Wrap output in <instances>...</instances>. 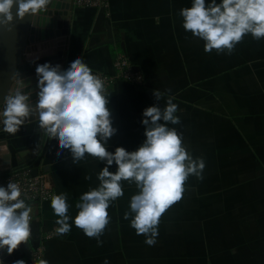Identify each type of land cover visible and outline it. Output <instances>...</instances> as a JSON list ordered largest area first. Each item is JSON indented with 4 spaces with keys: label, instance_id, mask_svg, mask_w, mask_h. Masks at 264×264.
Wrapping results in <instances>:
<instances>
[{
    "label": "crops",
    "instance_id": "0c3cea01",
    "mask_svg": "<svg viewBox=\"0 0 264 264\" xmlns=\"http://www.w3.org/2000/svg\"><path fill=\"white\" fill-rule=\"evenodd\" d=\"M191 4L192 0H107L105 7L97 8L76 6L71 0L65 46L54 55L62 53V63L58 64L61 70H66L79 56L93 74L113 75L114 59L124 54L136 71L145 72L169 64L167 58L157 66L154 56L144 55L158 52L160 44V52L177 53L176 68L185 64L186 52H197L196 67L206 62L215 70L226 67L229 71L224 76L213 74L210 78L208 93L194 94L190 100L193 103L180 98L179 93L167 92L165 86H155L158 83L153 77L151 81L145 77L153 86L148 87L142 99L126 93L129 83L115 79L109 88L112 91L108 108L116 131L106 142V148L113 153L117 147L130 152L137 150L146 139L144 109L153 105L163 108L168 96H173L180 123L169 127L177 129L187 151L194 158H203L205 167L202 179L190 176L183 198L163 213L168 220L159 222L157 238H165L166 249L151 252V257L162 259L166 255L177 261L201 258L200 252L195 255L201 240L206 243L207 238H214L220 247L245 246L243 250L248 257L253 253L258 264H264V38L256 40L251 34L245 35L231 54L225 51L223 58L210 55L207 58L210 61L203 59L200 54L205 50L201 42L187 35L179 14ZM106 25L111 27L113 42L95 46L106 39ZM50 49L42 51L54 52V47ZM164 76L172 79V84L183 85V77L179 78L176 72ZM220 83H224L223 89L218 88ZM154 90L163 94L160 101L153 95ZM2 133L11 164L39 165L55 194H68V215L74 218L79 197L99 185L97 175L106 161L86 154L85 159L75 163L70 150L59 149L58 140L50 139L38 120L24 123L15 134ZM43 167L47 170L43 171ZM108 167L115 172L118 166L113 162ZM87 176L91 179H86ZM121 183L124 195L111 202L107 210L110 221L99 238L102 245L77 228L72 219L71 230L58 234L55 223L58 217L51 200L36 202L32 203L35 205L30 221L32 235L11 253L13 259L8 264L20 259L26 264H39L41 259L48 264H103L105 258L109 264H122V246L133 245L145 237L137 235L130 226L131 215L124 219L125 212L130 211L131 196L138 189L135 183ZM145 249L148 258L150 251ZM180 249L186 254L180 253Z\"/></svg>",
    "mask_w": 264,
    "mask_h": 264
},
{
    "label": "clouds",
    "instance_id": "9594fccd",
    "mask_svg": "<svg viewBox=\"0 0 264 264\" xmlns=\"http://www.w3.org/2000/svg\"><path fill=\"white\" fill-rule=\"evenodd\" d=\"M50 4L51 0H0V25L11 24L14 5L16 18L23 19L27 14L47 12ZM179 14L184 29L202 39L208 53L215 50L231 54L248 34L256 40L264 38V0H192L191 7L182 8ZM36 74L39 91L35 106L30 103L31 91H24L28 85L18 73L13 74L0 108L2 130L15 134L27 119L35 117L45 134L58 140L59 149L70 150L75 163L85 159L86 154L106 161L97 175L99 185L79 197L74 218L68 215L67 193L51 197V207L58 217L57 233L69 232L72 219L77 228L102 245L99 238L110 221L107 210L111 202L124 195L121 182L128 181L135 183L138 191L131 196L130 211L125 212L124 219L131 215L130 226L145 237L147 245L154 246L161 216L183 198L190 176L202 179L205 167L203 158H194L187 151L177 129L169 127L180 123L174 97L169 95L163 108L153 105L144 109L146 139L137 150L117 147L113 153L106 148L116 131L108 108L111 94L88 64L79 56L66 70L46 62L37 65ZM153 95L160 101L163 94L154 90ZM113 162L118 166L115 172L108 167ZM21 195L18 183L9 181L6 187L0 186V249L6 248L9 254L32 235L33 206ZM14 264L26 262L20 259ZM39 264L48 261L41 259ZM103 264H109L107 258Z\"/></svg>",
    "mask_w": 264,
    "mask_h": 264
},
{
    "label": "water",
    "instance_id": "95a60500",
    "mask_svg": "<svg viewBox=\"0 0 264 264\" xmlns=\"http://www.w3.org/2000/svg\"><path fill=\"white\" fill-rule=\"evenodd\" d=\"M71 0H51L47 12L40 15L27 14L23 19L16 18L17 7L13 6L14 19L9 26L0 25V108L3 107V98L12 84L14 73H18L28 85L25 92L31 91L30 103L32 106L38 101L37 65L50 63L55 66L62 63V50L65 46L66 34L71 16ZM63 17H66L67 19ZM106 39L95 46L113 42L111 27L106 25ZM54 47V52L42 51ZM58 54L55 56L54 54ZM53 55V56H51ZM51 56V57H50ZM134 70H137L133 66ZM38 120L30 117L25 121ZM0 124V131H3ZM6 140H0V173L11 170V155ZM39 165L32 166V175L39 171ZM43 171L47 167L42 168ZM13 256L7 249H0V264H8Z\"/></svg>",
    "mask_w": 264,
    "mask_h": 264
},
{
    "label": "rangeland",
    "instance_id": "374dc122",
    "mask_svg": "<svg viewBox=\"0 0 264 264\" xmlns=\"http://www.w3.org/2000/svg\"><path fill=\"white\" fill-rule=\"evenodd\" d=\"M208 3V2H206ZM187 35H190L191 38H196L197 41L201 42V45L204 48V44L205 42L198 38L195 37L191 32L186 31ZM160 45V44H159ZM158 45V46H159ZM158 52L152 54V53H145L144 55L149 58L151 56L155 57V62L158 64L157 66H160L161 64L165 63V59H169V64H165L162 67H153L152 69L149 70H145V72H138V74L141 76V80L140 82H132L129 80H124L121 77H117L115 79H120V80H124L127 83H129V88L127 89L126 93L127 94H134L136 95L138 98L142 99V96L144 94H147V90L149 86H153L151 85V83L147 82L145 77H147V79L149 78V80H153L156 81L158 84H154L155 86L157 85H161V86H165L167 90V92H170L171 94H178L181 96L180 98H185L187 102H194V101H190L193 99L194 94H199V93H208L209 89H210V78L213 76V74H217V75H223L225 74V72L229 71L226 70V67H218V70H215L214 67H209V63H203V65H201L200 67H196L195 64H197L196 59L198 58V54L197 52L195 53H190V52H186L184 55V59H185V64H181L179 66V68H176V64H178V61L176 59L177 53H164V52H160L162 47H158ZM237 48V45L235 46V49ZM234 49V50H235ZM237 53V52H235ZM151 54V55H150ZM124 57H126V55L122 54ZM171 55H174L175 57L172 58ZM213 56L216 55L217 59L223 58L226 54L225 52L222 53H217V52H202L200 54V57L203 59H207L209 56ZM237 55V54H235ZM128 56V55H127ZM128 62L131 63V59L128 57H126ZM164 59V60H163ZM115 60V59H114ZM210 61V59H207ZM170 65V66H169ZM178 66V65H177ZM178 71V72H177ZM167 72H170V75H172L174 72H176V74L178 75L179 78L183 77V85L180 84H172V79H168L166 76L165 79V74ZM99 72H96L94 74H97ZM101 74H106V73H101ZM114 75V74H113ZM153 77V79H151ZM114 79V80H115ZM113 80V81H114ZM180 80V79H179ZM112 81V82H113ZM106 84L105 88L107 89V92H111L109 90L111 83ZM180 82H182L180 80ZM219 89H223L224 88V83H220L217 84ZM170 90V91H169ZM186 94V95H185ZM183 96V97H182ZM3 131H0V140H2V133ZM41 157V161H42ZM19 163V162H17ZM34 203V202H33ZM30 205L33 206L34 208V204L32 203H28ZM161 220H168V218L163 217V215L160 218ZM224 221V220H222ZM187 232V231H186ZM142 238V237H141ZM156 243L154 246H149L145 243V240H141L133 245H123L121 252L122 254L120 255L121 257V263L122 264H258L259 260H256L255 257L257 255H253V253H251V256H247V252L245 250H243L245 248V246L243 247L242 245H235L233 246L231 249L230 246H223L220 247L217 243V241L214 240V238H207L206 243L205 241L201 240V245H198V248H196V252L195 255H197V252H200L201 254V258L200 257H195V259H191L192 257H187V260H171L168 259L166 255L162 256L161 258L158 259H153V257H151V252H156L159 251V249L163 248V251H165V245H166V240L163 237L160 238H156ZM187 242H185L186 244H184V249L187 250L188 245L187 243H189L188 239L186 240ZM182 245V243H181ZM148 248L150 251L149 257L146 258L147 252L146 249ZM181 248L183 249V246H181ZM168 250L171 251V247H168ZM181 250V249H180ZM179 252L180 253H184L182 250ZM186 254V253H184ZM182 255V254H181ZM148 259V260H146ZM153 259V260H152Z\"/></svg>",
    "mask_w": 264,
    "mask_h": 264
},
{
    "label": "built area",
    "instance_id": "2783aa9c",
    "mask_svg": "<svg viewBox=\"0 0 264 264\" xmlns=\"http://www.w3.org/2000/svg\"><path fill=\"white\" fill-rule=\"evenodd\" d=\"M107 0H73L76 6L84 7H99L106 6ZM116 73L114 75L101 74L98 75L106 84L112 82L115 78L121 77L124 80L132 82H140L141 76L138 71L133 69V66L128 62L127 58L119 55L113 62ZM32 166L29 164H21L14 166L7 172L0 173V186H7L9 181L18 183L21 188V198L25 199L26 203H36L51 200L53 195H56L52 189L46 173L39 171L36 175H32Z\"/></svg>",
    "mask_w": 264,
    "mask_h": 264
}]
</instances>
